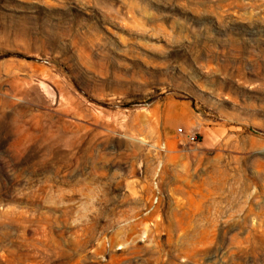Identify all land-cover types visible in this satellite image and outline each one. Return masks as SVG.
I'll return each instance as SVG.
<instances>
[{
    "label": "rangeland",
    "instance_id": "374dc122",
    "mask_svg": "<svg viewBox=\"0 0 264 264\" xmlns=\"http://www.w3.org/2000/svg\"><path fill=\"white\" fill-rule=\"evenodd\" d=\"M0 264H264V0H0Z\"/></svg>",
    "mask_w": 264,
    "mask_h": 264
},
{
    "label": "built area",
    "instance_id": "2783aa9c",
    "mask_svg": "<svg viewBox=\"0 0 264 264\" xmlns=\"http://www.w3.org/2000/svg\"><path fill=\"white\" fill-rule=\"evenodd\" d=\"M179 131L182 132V129H179ZM186 142L189 145H196L199 142V138L196 134H187ZM156 200H157V197H156Z\"/></svg>",
    "mask_w": 264,
    "mask_h": 264
}]
</instances>
